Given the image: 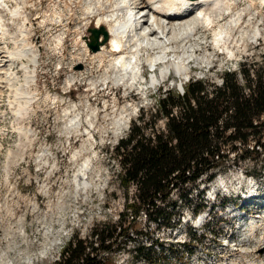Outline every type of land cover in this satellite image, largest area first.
I'll return each instance as SVG.
<instances>
[{"label": "rangeland", "instance_id": "374dc122", "mask_svg": "<svg viewBox=\"0 0 264 264\" xmlns=\"http://www.w3.org/2000/svg\"><path fill=\"white\" fill-rule=\"evenodd\" d=\"M25 2L32 6L14 23L8 10L15 3L9 1L2 11L6 27L15 35L14 43L7 37L3 46L8 51L19 47L18 29L27 18L31 35L26 39L37 49V62L12 61L9 66L18 82L11 89L0 88V264H54L74 235L97 247L89 233L102 228L116 229L110 250L93 254L103 264H149L151 259L156 264H264V252L261 261L245 259V249L253 252L254 243L259 246L254 253L264 250V213L252 223L258 236L249 239L235 220L238 212L222 211L241 207L243 203L234 200L236 195L248 193L254 184L264 189V152L243 158V151L251 150L254 142L227 153L226 170L212 182L206 183L204 176L196 187L174 189L165 203L156 202L166 211L175 203L174 212H180L168 225L149 221L144 212L148 206L135 221L126 211L120 216L135 191L130 186L125 198L117 177L121 169L113 157V147L140 111L154 105L160 91L172 89L180 95L179 86L192 77L219 84L222 71L236 70L245 58H259L264 46V4L262 9L259 4L251 9L246 0H232L236 10H225L211 27H199L186 39L172 38L166 54L161 49L141 53L138 80L142 85L125 90L119 85L103 86L106 69L90 64L88 30L95 27L100 10L89 13L85 8L95 0ZM98 2L104 8L111 4L110 0ZM111 11L103 13L108 16ZM240 13V21L232 22ZM147 58L159 59L154 65L156 75L167 71L155 86L149 84L153 66ZM176 64L183 66L182 74ZM25 69L33 72L32 82L15 92L24 83ZM18 105L25 112L15 118ZM78 123V128L72 125ZM156 127L163 129V122ZM80 167L86 170L81 178L76 175ZM219 184L224 191H216L213 201L210 189H218ZM185 195L189 203L181 199ZM220 202L226 208L220 210ZM260 204L255 208L262 211ZM211 207L213 217L208 223L211 214L205 220L199 216ZM193 208L199 210L195 216ZM203 222L207 223L199 227ZM121 230L122 235L116 236Z\"/></svg>", "mask_w": 264, "mask_h": 264}, {"label": "trees", "instance_id": "16d2710c", "mask_svg": "<svg viewBox=\"0 0 264 264\" xmlns=\"http://www.w3.org/2000/svg\"><path fill=\"white\" fill-rule=\"evenodd\" d=\"M219 78L216 84L209 78L192 77L180 95L172 89L160 91L154 105L140 111L113 147L125 198L130 186L135 191L133 201L124 206L120 216L126 211L135 221L148 206L144 212L149 221H166L168 225L180 212H174L175 203H171L173 211H166L156 207V202L165 203L174 189L196 187L204 176L206 183L211 182L226 170L227 153L239 147L254 142L251 150L243 151L244 159L264 152V46L256 61L245 58L236 70H224ZM158 121L163 122V129L156 127ZM181 199L190 202L187 195ZM197 212L195 208L191 211ZM115 232L91 230L89 238L98 242L97 247L74 235L54 264H97L93 254L110 249ZM148 263L156 264L152 259Z\"/></svg>", "mask_w": 264, "mask_h": 264}, {"label": "bare ground", "instance_id": "6f19581e", "mask_svg": "<svg viewBox=\"0 0 264 264\" xmlns=\"http://www.w3.org/2000/svg\"><path fill=\"white\" fill-rule=\"evenodd\" d=\"M9 1L15 3V6L8 10L12 23L24 16V13H27L29 7L32 6L27 5L25 0H0V45L2 46L5 44L7 37H10V42L12 43H14L12 40L15 38L14 33H10L4 19H2L3 8L8 6ZM95 1L94 4L92 3L93 6H89L88 4L89 7L85 9L87 12H89L88 10H100L99 13L96 12L98 13L97 16L100 17L96 20L94 28L100 29L105 27L108 40L103 44L105 46L101 45L103 47L97 52L90 53V64L106 69V71H104L105 79L102 82L103 86L108 87L109 84L119 85L125 88V90L132 88L134 85H142L141 81L138 80L140 75L139 63L141 53L150 49H161L162 53L166 54V49L169 44H171L172 38L175 40H178V38H181V40L185 37L188 38V35L191 36L197 28L205 26L211 27L215 24L216 20L223 15L222 13H224L225 10H236L234 4L231 3L232 0H110L111 4L107 8L99 5V0ZM246 1L251 9L255 7V5L257 6V4H259V9L263 8L262 4H264V0H258L259 3H257L256 0ZM103 10L112 11L110 15L107 16L106 13H103ZM134 10H138L136 14H134ZM120 15L122 17L118 18ZM235 17H237L236 20L232 22L237 23L240 21L241 13L236 14ZM27 26L28 20L25 18L18 29V35L21 38L17 41L20 45L18 47L17 43H15L17 48L14 49V51H8L6 46L0 47V88H3V85L11 89L13 83L18 82L19 78H17V73H14L16 71L12 66H9L12 61L28 59V62L30 61L32 64H36L37 62L36 47L34 48L31 46L33 43L31 45L27 43L28 38L26 39V37H30L27 35H31L29 34L31 30L29 26ZM101 38L102 36L99 38V41ZM100 42H102V40ZM158 61L159 59L157 58H147L146 60L151 66L158 64ZM22 69L24 68L22 67ZM175 69L179 73L184 70L183 66L180 64H176ZM24 74V83L22 82L23 84H21L19 88H14L15 92L20 89H27L32 82L33 72L26 70ZM151 75L152 77L149 79V84L155 86L156 83L167 76V71L162 70L156 75L155 70L151 72ZM75 106L77 105L72 106V108ZM17 109H19V112L16 111L15 118L22 112H25V109L21 108L19 105ZM87 124L92 128L91 123ZM72 125L78 128L79 123L77 125ZM79 170L80 172L76 174L77 177H84V173L86 172L84 167H80ZM81 185L83 187L85 183ZM215 264H217V262Z\"/></svg>", "mask_w": 264, "mask_h": 264}, {"label": "water", "instance_id": "95a60500", "mask_svg": "<svg viewBox=\"0 0 264 264\" xmlns=\"http://www.w3.org/2000/svg\"><path fill=\"white\" fill-rule=\"evenodd\" d=\"M88 32L90 35L88 38L89 42L87 43V46L92 53H95L99 50L101 45L107 42L108 34H107V31L103 27L100 29L90 28ZM100 36H102V42H99ZM179 90L183 92V88L181 85L179 86Z\"/></svg>", "mask_w": 264, "mask_h": 264}, {"label": "built area", "instance_id": "2783aa9c", "mask_svg": "<svg viewBox=\"0 0 264 264\" xmlns=\"http://www.w3.org/2000/svg\"><path fill=\"white\" fill-rule=\"evenodd\" d=\"M261 236H263V234H261ZM106 244H109L110 243V241H106L105 242ZM253 249L255 250V251H258L259 250V246H256L255 245V243H254V245H253ZM262 249V248H261ZM110 249H108L107 251H109ZM254 250H253V252H250V251H252V248L250 249V250H247V249H245V259H249V262H255V261H257V257H260V255L258 254V253H254ZM263 250V249H262ZM101 250H98V251H96V252H100ZM263 252H264V250H263ZM103 253H104V250H103ZM93 257H95V259H96V263L97 264H103V262L101 263L100 261H98V256H96V255H94Z\"/></svg>", "mask_w": 264, "mask_h": 264}]
</instances>
